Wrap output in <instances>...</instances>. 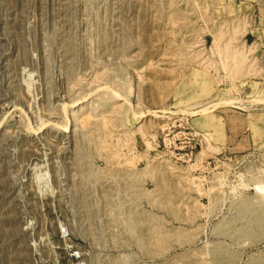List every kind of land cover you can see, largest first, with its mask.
I'll return each mask as SVG.
<instances>
[{"label": "rangeland", "instance_id": "1", "mask_svg": "<svg viewBox=\"0 0 264 264\" xmlns=\"http://www.w3.org/2000/svg\"><path fill=\"white\" fill-rule=\"evenodd\" d=\"M259 21L264 0H0V264H264V148L189 122L264 109Z\"/></svg>", "mask_w": 264, "mask_h": 264}, {"label": "crops", "instance_id": "2", "mask_svg": "<svg viewBox=\"0 0 264 264\" xmlns=\"http://www.w3.org/2000/svg\"><path fill=\"white\" fill-rule=\"evenodd\" d=\"M264 21H259L258 25L251 32H248L244 44L249 47V76L256 78L251 81V90L257 89L260 85L264 91ZM263 35V36H262ZM248 39H250L248 41ZM207 69L195 68L191 71L190 77L184 85H189L193 93V97L189 103H197L201 105L209 102L210 96L215 92V83L207 72ZM196 72L197 74H194ZM210 78V79H208ZM212 79V80H211ZM213 81V83H212ZM212 83V84H211ZM195 106V105H193ZM229 111V110H228ZM240 112H224V118L220 116L210 117L205 115H191L190 128L194 131H201L212 136L209 139L211 147L218 148V152L241 153L245 150L264 148V109L258 111L247 112L244 115ZM186 120V117H184ZM221 126H219V122ZM211 126L218 129V136ZM217 131V130H216ZM220 137V138H219ZM219 138V141H215ZM234 156V155H233Z\"/></svg>", "mask_w": 264, "mask_h": 264}, {"label": "built area", "instance_id": "3", "mask_svg": "<svg viewBox=\"0 0 264 264\" xmlns=\"http://www.w3.org/2000/svg\"><path fill=\"white\" fill-rule=\"evenodd\" d=\"M191 140L194 138L195 140H198V138H200L201 134L200 133H196V132H192L191 135H189ZM202 137V136H201ZM201 139V138H200ZM59 232L62 233V237L65 236V233H63V229L60 227Z\"/></svg>", "mask_w": 264, "mask_h": 264}, {"label": "bare ground", "instance_id": "4", "mask_svg": "<svg viewBox=\"0 0 264 264\" xmlns=\"http://www.w3.org/2000/svg\"><path fill=\"white\" fill-rule=\"evenodd\" d=\"M222 100V99H221ZM257 101V100H256ZM255 102V101H254ZM214 103H215V101H214ZM214 103H212V104H214ZM211 103H208V104H206L205 106H202V107H200V109L198 108L197 110L199 111V112H201V111H204L205 109H207L208 107H210L211 105H212ZM218 104V103H217ZM215 106V105H214ZM219 106V105H218ZM196 112V111H195ZM198 112V113H199Z\"/></svg>", "mask_w": 264, "mask_h": 264}]
</instances>
